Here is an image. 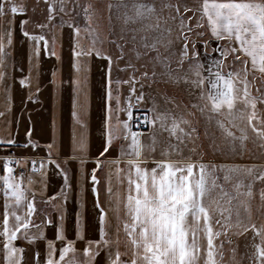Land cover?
Segmentation results:
<instances>
[{
	"label": "snow or ice",
	"instance_id": "6c2138e0",
	"mask_svg": "<svg viewBox=\"0 0 264 264\" xmlns=\"http://www.w3.org/2000/svg\"><path fill=\"white\" fill-rule=\"evenodd\" d=\"M38 7H42L44 19L33 21L36 28L62 29L67 24L72 29L71 131L65 142L54 113L51 136L41 143L32 138L29 117L24 146L37 153L44 150L46 155L0 157L2 264H25L26 249L18 241L31 246L32 264H97L101 251L105 252L104 264H223L224 240L220 238L227 239L233 228L241 230L237 235L251 231V241L245 244L243 254L248 264H264V222L258 225L252 219V181L245 183L237 178L232 184L234 191L229 192L218 176L223 172V181L229 182L232 173L243 167L254 180L264 182V169L255 174V166L204 161L195 144L199 137L197 128L183 113L162 109L156 98L144 91L145 84L150 88L158 75H166L177 83L183 81L189 95L205 101L193 102L192 107L208 122L214 120L219 129L221 142L214 138L210 145L214 152L242 154L249 130L264 149V0H136L130 11L128 4L116 5L126 10V25L139 27L131 28L129 37L113 38L110 44L115 51L97 47L98 39L90 26L92 4L81 5L79 0H36L32 11ZM112 7L108 5L109 10ZM28 11L29 6L17 0H0V18L8 22L6 29L0 26V83L7 75L2 69L9 66L6 61L11 53L6 49L13 44L17 14L22 17L19 30L29 42L27 74L19 78V83L31 86L34 67L39 77L41 42L46 53L49 42L43 33L27 30L32 19L27 17ZM81 12L88 22L83 29V39L90 41L87 46L81 43V27L63 20V15ZM58 16L60 23L55 24ZM52 43L55 44V38ZM99 43L102 45L103 41ZM129 44L131 47H127ZM49 54L56 55L54 51ZM93 58L107 63L101 97L102 139L96 156L90 157L87 72ZM173 58L179 73L172 71ZM157 66L163 70L159 74ZM10 67L24 72L15 62ZM121 73H126L127 78ZM51 82L57 84L56 71L52 72ZM125 84L127 95L122 94L121 86ZM36 91H40L39 86ZM6 99L8 106L0 111V117L7 119L11 97ZM28 99H34L31 92ZM11 123L9 120L8 124ZM164 132L168 134L166 141L160 138ZM116 141L121 143L117 145ZM14 144L11 134L0 138V147L10 148ZM114 152L118 154L113 155ZM89 159L95 163L90 173L85 170ZM70 162H77L75 187L69 175L71 169L61 166ZM49 164H55L63 183L58 192L46 196L42 180L44 187L39 195L43 207H39L37 190L30 187L36 181L29 175L26 185L24 172L17 175L13 165L21 169L30 165L31 171L43 178ZM105 166L103 195L107 204L101 200L97 175L98 170L105 171ZM113 177L117 186H123V196L119 187L114 190ZM85 180L91 182L93 208L97 210L94 219H86L85 215ZM70 199L74 200L71 211ZM259 199L258 210H264V188L259 191ZM49 227L54 238L46 233ZM89 227L95 228L98 239H85ZM67 232H72L74 238H69ZM121 233L127 240L123 254L119 245ZM77 240L85 241L83 249L76 247ZM227 242L232 243L230 239ZM231 251L235 259L236 249ZM122 255L128 259H122Z\"/></svg>",
	"mask_w": 264,
	"mask_h": 264
},
{
	"label": "crops",
	"instance_id": "0c3cea01",
	"mask_svg": "<svg viewBox=\"0 0 264 264\" xmlns=\"http://www.w3.org/2000/svg\"><path fill=\"white\" fill-rule=\"evenodd\" d=\"M27 17H30L29 12ZM22 17L17 14L15 17L16 25L14 26L13 31V44L11 48L6 49L11 53L7 58L6 64L9 65L2 69L7 73L2 83H0V111H5L8 106V96L11 97V113L8 114L7 119L5 117H0V138H6L11 134L15 140V144L9 147H0V157L5 155H11L13 157H30L35 155L45 156L46 152L40 150L38 153L34 152L30 147H25L27 137L25 136L26 128L29 126V117H31V126L33 128L32 138L34 140H39L41 143L47 141L51 136V121L53 114L55 113L57 124L60 129L63 131L65 142L68 141L71 131V84L69 83L70 77L73 75L70 69L71 61V46H72V29L67 26V24L62 28L50 27L46 30L39 29L35 27V23L32 18L29 23L26 25V28L29 32L32 33H43L48 40V53L45 52L43 47V42H41V52H40V67H39V77L37 79V70L34 67L32 70V82L31 86H22L19 83V78L22 75L27 74V55L29 53L28 41L23 37L22 33L19 30V21ZM77 21V20H76ZM75 21V22H76ZM74 22V23H75ZM59 24L60 22H54ZM81 29V43L87 46L90 41L83 39L84 33L83 29L86 25L83 22L76 23ZM0 26L4 29L8 27V22L6 18H0ZM94 35V32H93ZM53 38H55V44L52 43ZM6 40V37H5ZM54 51L56 55H51ZM59 56V60H57ZM86 59V58H82ZM15 62L18 67H23L24 72L21 73L19 70L10 67V65ZM35 63V60H33ZM105 60H100L93 58L90 62L88 75V91L90 98L89 106V117H88V145H89V156H96L97 151L100 147L102 139V127H101V118H102V94L104 91V82H105ZM56 71V81L57 84L54 86L52 81V72ZM84 73H81L83 77ZM116 73H113L115 77ZM11 85L9 89L8 86ZM184 89H181L179 96H174L172 93H168L162 84L152 82L151 87L149 88L148 84H145L144 91L146 94L154 96L159 104L163 108H170L172 111L177 113H183L187 119L191 121L193 127L197 128L199 124V117H202L201 113L192 107L193 102H198L195 95H189L187 90V85L185 83H180ZM37 86L40 87V91L37 92ZM122 94L127 95L128 85H122ZM139 91V88H137ZM198 91V90H197ZM33 95L34 99L29 100V93ZM202 104V103H200ZM144 109H140L143 111ZM12 123L9 125L8 121ZM17 120L19 121V130L17 131ZM160 138L164 141L168 139L167 132L160 134ZM121 141H116V144L119 145ZM197 151L199 152V137L195 141ZM189 147H192L189 144ZM118 153H113L117 155ZM187 155V149L184 152ZM55 158V152L53 153ZM193 158H196L195 156ZM62 160V157H61ZM17 175L21 171L24 172V181L27 185V180L29 175L33 177L36 181L35 184L30 185V187L37 190V204L39 207H43L40 204V195L39 190L44 187L41 183L43 180L46 184V196H51L55 192L60 190V185L63 183V179L58 175V169L55 167V164H49L47 168V173L45 177H41L38 173L31 171V166L21 169L17 165H13ZM62 167H68L71 169L69 173L73 186L76 184V172H77V162H70L68 165H63ZM95 166V163L92 159H89L85 165V170L91 172V169ZM107 171V166H105V171H97V175L101 181V200L107 204L105 197L103 195V185L105 183V172ZM3 173L0 172V175ZM90 180L84 181L85 189V215L86 219H94L96 215V209L93 208V197L90 192ZM114 190L116 187H119L121 196H123V186H117L115 177H113ZM75 195V193H73ZM74 207V200L70 199L68 201V208L71 211ZM51 211V209H48ZM55 216V213H53ZM113 213L109 211V217L112 218ZM74 219V217H73ZM264 222V216L260 217L258 225ZM67 225V222H66ZM46 233L49 238H54V231L51 227L46 229ZM69 238H74L72 232L66 233ZM99 235L95 228L89 227L85 232V239H98ZM20 246L26 249L25 251V264H32V248L23 241L17 242ZM127 243L126 238L123 233L120 234V251L123 254L125 252V245ZM85 241L77 240L76 247L78 249H83ZM57 247H59V242H57ZM105 252L101 251L100 256L97 259V264H104ZM82 258V256H81ZM122 259H128L127 256L122 255ZM0 264H2V259H0Z\"/></svg>",
	"mask_w": 264,
	"mask_h": 264
},
{
	"label": "rangeland",
	"instance_id": "374dc122",
	"mask_svg": "<svg viewBox=\"0 0 264 264\" xmlns=\"http://www.w3.org/2000/svg\"><path fill=\"white\" fill-rule=\"evenodd\" d=\"M19 3L27 4L29 6V14L30 17L34 18V20L42 21L44 19L42 7L36 8L35 12L32 11V5L36 3V0H17ZM81 5L84 4H92L93 8L90 10L92 12L91 18V28L94 30V36L97 37L98 43L97 47H103L108 51H115L114 47L110 44V41L119 37L120 35H124L125 37H129L131 32L129 31L133 27H139V25H133L131 23H124V12L126 11L123 7L117 8L116 5L128 4L130 11V6L136 2V0H79ZM112 4L113 7L109 10L108 5ZM111 15V19L109 16ZM61 17H56L54 22H60ZM63 20L68 22H83L84 25H87L88 22L85 20L83 13L80 15H76L75 13H69L67 15H63ZM43 30H46L44 28ZM142 34V33H141ZM99 41H103L101 45ZM123 43V41H120ZM127 47H131V44L127 45ZM161 52L167 55L164 49H161ZM215 55V54H214ZM133 62H136L133 60ZM143 62V61H141ZM143 70V69H141ZM158 74L163 70L157 66ZM172 71L174 73H179L180 70L176 68L174 58L172 63ZM121 75L126 79L127 74L121 73ZM154 83L162 84L164 89L168 93H172L174 96H179V92L181 89H184L180 82H173L166 75H158L155 79ZM147 84V83H146ZM152 84V83H151ZM198 100V98H197ZM199 103L204 104L205 101L198 100ZM202 115V114H201ZM219 119H225V117H218ZM198 124V132H199V153L203 156L204 161L213 162L216 164H225L228 166L232 165H240V166H248L253 167V173L258 174L261 169H264V149L260 147V143L255 139V134L251 133L249 130V140L246 142L247 146L242 154H231V153H217L214 152L211 148V142L215 138L217 143L221 142L219 129L215 125V121L208 122L206 117L202 115L199 117ZM223 172H219L218 176L220 177L219 182L224 184V187L229 192H233L234 189L232 184L235 182L237 178L242 179L245 183L252 181L253 183V191L254 198L252 200V219L258 224L260 217H262L261 212L264 210H258V206L260 204L259 199V191L264 188V182L254 180V176L250 175L246 171L243 170V167L237 172L232 173L233 179L229 182L223 181ZM216 192L213 193V197H216ZM220 204L223 205V201H220ZM215 207V203H213ZM241 231L240 229L233 228L229 231L227 239L232 241L231 244L227 242L225 237H221L220 240H224L223 244V264H248L247 257L243 255L246 251L245 244H249L251 241V231L248 233H243L237 235L236 232ZM220 240L217 243H220ZM233 248L236 249L235 259H233V252L231 251Z\"/></svg>",
	"mask_w": 264,
	"mask_h": 264
}]
</instances>
